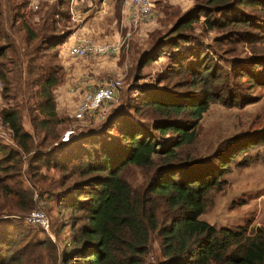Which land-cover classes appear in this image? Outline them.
Listing matches in <instances>:
<instances>
[{"label":"trees","instance_id":"trees-1","mask_svg":"<svg viewBox=\"0 0 264 264\" xmlns=\"http://www.w3.org/2000/svg\"><path fill=\"white\" fill-rule=\"evenodd\" d=\"M3 1L0 95L9 94L8 65L15 61L7 51L16 48V29L27 48L26 85L33 101L0 107L13 141L0 142V264H146L154 239L158 264H264L263 226L218 227L201 217L206 194L220 188L229 165L248 148L264 145V128L251 138L236 135L230 148L202 159L188 150L211 103L245 99L237 78L264 84V48L256 45L264 43V15L253 13H264V0H196L143 51L137 73L162 55L168 58L155 82L133 87L135 97L99 122L73 130L68 141L61 137L71 120L58 112L54 93L63 81L56 59L71 33L59 23L70 18L63 10L70 0H45L41 7L32 0ZM124 1L114 0V7L121 9ZM202 31L218 33L212 43L220 51ZM227 43L235 47H222ZM239 45L250 46L251 55H228ZM25 112L31 131L22 123ZM147 117L150 123L143 121ZM129 166L143 170L142 182L134 185L123 175ZM44 167L59 177L41 173ZM25 173L54 189L48 198H55L60 219L52 232L51 226H23L15 214L35 205L34 192L23 186Z\"/></svg>","mask_w":264,"mask_h":264},{"label":"rangeland","instance_id":"rangeland-1","mask_svg":"<svg viewBox=\"0 0 264 264\" xmlns=\"http://www.w3.org/2000/svg\"><path fill=\"white\" fill-rule=\"evenodd\" d=\"M42 1L45 0H32L34 5L39 4L40 7ZM72 1H69L68 6H63V10L67 7L70 18L60 20L59 23L60 28L70 29L69 37L73 36V38L78 39V36L82 35L104 43L119 40L122 44L118 54L94 58L69 56L66 53V47L70 43L65 45V57L56 59V63L61 65L58 75L62 76L63 81L56 86L54 93L57 103L60 105L58 112L61 116H67L71 120L66 125L67 128L64 129L62 135L70 129L86 128L103 119L97 116V112L84 114L80 119L75 118L73 114L83 94L102 82L115 78H120L122 81L119 97L112 106L108 107L106 114L119 103H125L130 98L135 97L137 91L133 87L154 83L157 73L166 66L168 58L162 55L156 61L144 64L137 73L135 68L143 51L148 50L154 44L155 37L159 33H163L176 20V15H182L196 2V0H152V9L148 21L137 27H131L123 22L121 9L119 6L114 7V2L113 8L108 9L106 5L101 4L100 0H92L93 2L89 5L85 2L86 0L78 4H73ZM2 2L4 4L3 0ZM34 10L36 9L34 8ZM253 13L264 15L258 9H253ZM33 21H39L38 17H34ZM217 34L216 31H212L206 35L202 31V37L205 41L220 51V48L212 43V37ZM12 36L16 48L9 49L7 55L15 63L8 65V69H10L8 72L9 94L0 99V107L24 106L27 105V101L30 100V103L33 101L30 98L31 88L26 85L27 75L23 54L27 48L23 40V32L14 29ZM256 45L264 48L263 42L258 41ZM222 47L231 49L235 46L227 43L223 44ZM243 47L239 45L238 51L229 52L228 55L240 54L237 57L241 58L251 55L250 46L245 45L244 50ZM44 61L45 59L41 60V62ZM237 80L243 81L240 89H242V95L245 99L237 105L223 104L220 101L210 104L199 123L197 140L188 148L197 159L212 155L220 147L222 149L224 147L230 148L236 135L244 134L251 138L264 128V84L252 82L251 85H248L246 77L243 76ZM1 84L3 87L2 81ZM143 121L150 123L152 118L147 117ZM22 123L27 130L31 131L29 116L26 112ZM0 142L8 145L13 144L10 131L5 126L0 127ZM229 169L221 177L220 188H212L206 194V208L201 216L202 219L218 227L223 225L235 227L247 222H249L250 228L264 227V145L248 148L243 155L237 157L229 165ZM41 173L54 178H58L60 175L55 169L48 170L45 167ZM123 175L134 185L144 180L143 170L134 166L127 167ZM23 180V186L34 192L35 205L33 209H44L50 219L52 232L54 223L60 219L55 198H48V194L54 189L39 178L32 179L27 173L24 174ZM31 211L24 213L16 211L15 214L19 215L18 218L21 217L23 226L34 228L36 226H28L24 221L25 216ZM64 215L68 218V214L65 213ZM67 230L68 228H65L61 238L65 237ZM159 260L158 243L154 239L146 264H158Z\"/></svg>","mask_w":264,"mask_h":264},{"label":"built area","instance_id":"built-area-1","mask_svg":"<svg viewBox=\"0 0 264 264\" xmlns=\"http://www.w3.org/2000/svg\"><path fill=\"white\" fill-rule=\"evenodd\" d=\"M126 9L123 12V22L129 26L137 27L148 21L152 9V0H126ZM36 8V6H35ZM122 42H99L89 37H79L66 47V53L72 57H110L119 53ZM122 81L120 78L110 79L97 85L95 88L86 92L81 97L80 102L75 108L74 117L82 118L84 114L95 113L100 118H104L109 103L116 101V97L121 89ZM2 84L0 81V93ZM1 99V96H0ZM3 126L0 114V127ZM73 130L62 135V141H68ZM11 138V134H10ZM27 224L41 227L45 231L50 230V219L43 208L33 209L25 216Z\"/></svg>","mask_w":264,"mask_h":264},{"label":"crops","instance_id":"crops-1","mask_svg":"<svg viewBox=\"0 0 264 264\" xmlns=\"http://www.w3.org/2000/svg\"><path fill=\"white\" fill-rule=\"evenodd\" d=\"M83 1H85V0H73L72 2H73V4H78L79 2L81 3V2H83ZM86 3H88V5H89V3H91V2H93L92 0H86L85 1ZM100 2H101V4L102 5H106V7H108V9H112L113 8V2H114V0H100ZM126 0L124 1V3H123V5H122V7H121V14H123V12H125V9H126ZM71 7V6H70ZM71 9H73V8H71ZM78 15V14H77ZM78 17V16H77ZM77 32H78V30H77ZM75 35V34H74ZM77 35H78V33H77ZM78 37H82V35H79ZM77 37V38H78ZM74 39H76V38H73V36H70V37H68L67 39H66V41L63 43V45L61 46V48H60V55H59V57L61 58V57H65V45H67V44H69V43H71V42H73L74 41ZM70 94V93H69ZM81 100V99H80ZM80 100H79V102H80ZM60 105H58V107H59Z\"/></svg>","mask_w":264,"mask_h":264}]
</instances>
